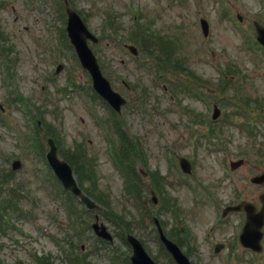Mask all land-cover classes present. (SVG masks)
Listing matches in <instances>:
<instances>
[{
    "label": "rangeland",
    "instance_id": "374dc122",
    "mask_svg": "<svg viewBox=\"0 0 264 264\" xmlns=\"http://www.w3.org/2000/svg\"><path fill=\"white\" fill-rule=\"evenodd\" d=\"M67 1L98 37L97 44L88 41V45L111 86L127 99L119 122L139 144L142 156L135 166L143 192L137 198L127 192L120 167L111 156L110 142L116 138L111 111L93 96L91 80L65 35L64 1L0 0V26L12 50L11 79L5 78L0 65V120H7L0 123V173L10 169L9 159L21 160L9 183L21 186L24 199L19 205L25 216L11 220L20 230L0 236V264H43L38 257L44 255L51 264H64L59 245L65 243L63 233H71L66 229L69 204L79 225L75 235L82 238L79 242L90 264H127L130 247L122 241L123 227L140 238L157 264H174L160 250L151 229L152 215L170 234L176 223L170 211L159 209L160 193L174 204L177 227L182 228L178 241L191 264H252L254 256L247 249L239 245L238 254L230 249L233 231L244 221L243 212H231L224 222L219 213L220 206L237 193L259 207L262 187L250 184L249 178L264 170V51L255 47L245 26L252 28L255 17L264 23V0H224L244 16V24L224 16L227 7L215 0ZM199 13L208 21L206 36L199 26ZM109 14L114 19H106ZM136 22L142 23L140 29ZM144 36L153 46L160 45L171 65L157 69L142 52L138 59L129 54L125 45H138L136 40ZM57 63L63 69L54 73ZM17 94L31 101L15 103L11 98ZM254 98L263 107L260 114L258 108L251 111L262 129L256 137L242 128V115L228 117L239 102L248 99L251 107ZM211 102L217 103L222 115L215 121L210 118ZM28 105L33 112L43 110L42 123L53 130L46 135L41 128L34 139L35 151L24 143L26 134H34L24 109ZM210 128L215 129L213 141L207 140ZM47 136H54L59 152L80 158L77 180L87 178L83 179L85 192L100 209H86L74 197L69 202L59 197L62 192L44 156ZM176 156L190 161L189 174L180 171ZM239 158L244 163L231 170L229 161ZM6 188L9 185L0 183L1 190ZM151 191L160 203L151 202ZM95 214L114 236L113 242L102 244L93 235L90 223ZM220 242L224 245L214 252ZM262 245V252L256 254L258 264H264V236Z\"/></svg>",
    "mask_w": 264,
    "mask_h": 264
},
{
    "label": "water",
    "instance_id": "95a60500",
    "mask_svg": "<svg viewBox=\"0 0 264 264\" xmlns=\"http://www.w3.org/2000/svg\"><path fill=\"white\" fill-rule=\"evenodd\" d=\"M67 12V33L69 34L71 43L75 46L76 53L80 57L81 63L84 67L87 68L88 72L91 75L93 80V88L97 90V92L102 95V97L107 100L112 107H114L117 111L122 104H124L125 99H123L116 91L111 89L108 80L102 75L100 67H98L95 56L92 54L89 46L86 44L88 38L92 41H96V38L90 33L84 23H82L77 12L72 11L68 5L66 6ZM257 37L264 44V27L257 25ZM201 27L203 29L204 34H207L208 28L205 22H202ZM133 52L135 51L134 47H129ZM218 111L215 110L213 117L217 115ZM49 143V151L46 155L49 160L53 170L57 174L58 178L61 179L64 186L68 188L71 192H74L77 196H79L82 202H85L86 206L89 208H93L97 206L95 202H93L86 194L82 193V191L78 188L76 180L73 177L72 169L68 163L63 159H58L56 155V147L54 146L53 140L51 138L48 139ZM182 169L185 171L190 170V164H188L187 160L184 158H180L179 160ZM240 162H236L233 166H237ZM19 166V161H14L13 168ZM264 179V173L259 176L252 177L251 180L255 182H262ZM263 201L262 209L259 212H255V207L248 203H243L226 207V212L232 210H239L241 206L244 207L246 211V224L244 226V231L240 237V241L245 246H248L252 249L259 250V238L261 237L260 227L263 223L264 219V193L260 196ZM154 201L156 199L152 197ZM156 222V219L154 218ZM94 232L102 236L106 239H112V236L106 230L104 224L97 223L96 221L92 224ZM158 225V222H157ZM158 232L160 233V238L163 244H165L166 248L169 250L171 255L173 256L175 262L177 264H190L188 258L181 253L178 246L169 241L163 233H161L160 228L158 226ZM127 241L130 245H132V254L131 261L133 264H155V262L147 255L144 250L143 245L140 244L139 240L132 234L127 235Z\"/></svg>",
    "mask_w": 264,
    "mask_h": 264
},
{
    "label": "trees",
    "instance_id": "16d2710c",
    "mask_svg": "<svg viewBox=\"0 0 264 264\" xmlns=\"http://www.w3.org/2000/svg\"><path fill=\"white\" fill-rule=\"evenodd\" d=\"M3 33L0 29V42L5 40V37H2ZM138 43L140 44L141 49H148L150 46V42H149V38L144 36V37H140L138 40ZM52 130H50L49 132H51ZM125 136V135H124ZM131 144L129 141H125L124 143L121 144V146L119 147L118 153H116V155L119 157L120 160V165L123 168V170L125 171L127 177L129 178L130 184L129 186L131 187V189H134V193L138 194L139 193V185H141V181L140 178L137 177V173H136V169L135 167H133V155L131 154ZM64 158H66L68 160V162L70 164H72L74 166V169L77 168L78 164H79V160L80 158L77 157L76 155H66V154H62ZM81 161V160H80ZM87 176L89 174H86ZM93 175L89 176L88 178H92ZM137 177V178H136ZM79 179V178H78ZM85 179V181L87 178H83ZM83 179H79L80 182H83ZM83 182L82 187L84 190L87 189V183ZM143 189L141 188V191ZM93 193V192H92ZM95 196V194H94ZM77 257V255H75ZM76 264H89L88 260L86 258L83 257H78L76 258Z\"/></svg>",
    "mask_w": 264,
    "mask_h": 264
},
{
    "label": "flooded vegetation",
    "instance_id": "af4514ba",
    "mask_svg": "<svg viewBox=\"0 0 264 264\" xmlns=\"http://www.w3.org/2000/svg\"><path fill=\"white\" fill-rule=\"evenodd\" d=\"M263 23V22H262ZM264 24V23H263Z\"/></svg>",
    "mask_w": 264,
    "mask_h": 264
}]
</instances>
